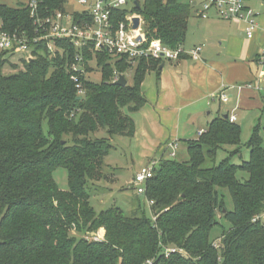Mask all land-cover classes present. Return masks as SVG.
I'll return each instance as SVG.
<instances>
[{"label": "trees", "instance_id": "16d2710c", "mask_svg": "<svg viewBox=\"0 0 264 264\" xmlns=\"http://www.w3.org/2000/svg\"><path fill=\"white\" fill-rule=\"evenodd\" d=\"M31 1L39 3L41 18L67 13V0L0 4V31L26 35L32 49L20 66L12 53L0 52V264H264V222L258 219L264 213V128L255 127L245 144L249 160L235 164V157L242 159V128L228 115L210 122L197 140L184 141L188 161L159 160L144 194L154 203L151 219L141 204L130 217L118 207L95 211L90 183L107 179L106 159L115 148L110 140L135 136L132 114L147 104L142 85L148 74L159 78L164 61H139L133 85L122 87L113 79L132 72L127 59L86 49V75L74 73L80 52L71 42H57L55 54L46 41L34 45L36 25L26 7ZM195 9L191 0H144L113 11L111 22L119 27L128 16L139 17L149 41L175 50L186 41ZM73 16L91 20L86 13ZM93 61L100 83L87 78ZM102 131L108 137H98ZM227 147L233 150L217 163ZM58 169L68 172L67 191L54 180ZM240 172L246 181L238 179ZM221 190H228L233 211ZM220 220L230 227L215 244L211 236ZM101 229L103 239L93 240ZM170 247L183 253L166 258Z\"/></svg>", "mask_w": 264, "mask_h": 264}, {"label": "crops", "instance_id": "0c3cea01", "mask_svg": "<svg viewBox=\"0 0 264 264\" xmlns=\"http://www.w3.org/2000/svg\"><path fill=\"white\" fill-rule=\"evenodd\" d=\"M249 4L259 14L253 40L246 38L243 24L216 17L203 20L195 9L183 48L201 47L200 59L164 61L159 78L147 75L142 85L147 104L132 114L136 134L129 141L142 168L159 161L170 143L197 140L219 116L234 115L243 128L264 121V67L258 64L264 50V0ZM223 91L227 103L220 100Z\"/></svg>", "mask_w": 264, "mask_h": 264}, {"label": "built area", "instance_id": "2783aa9c", "mask_svg": "<svg viewBox=\"0 0 264 264\" xmlns=\"http://www.w3.org/2000/svg\"><path fill=\"white\" fill-rule=\"evenodd\" d=\"M144 0H77L84 10L77 11L81 14L86 13L91 20L82 19L75 21L74 12H56L51 17L41 18L39 14V3L37 1L28 2L26 7L30 10L31 17L36 25L37 37L33 40L34 45L41 41L48 43V49L52 54L58 51L56 43L59 41H69L80 52L76 57V62L72 66L74 73L85 76L86 71L83 64V51L88 49L97 53H108L113 57H124L131 65L132 71L135 70L137 63L143 59H154L162 61H179L184 56H190L194 60L200 59L201 47L187 51L183 47L170 49L158 40L149 41L141 31L140 27L136 31L133 29V17L128 16L127 23H121L116 27L111 22L113 11L130 10L133 6H138ZM195 2L198 9V16L207 20L216 17L223 21H237L244 26V33L248 40H253L259 30L258 12L250 6V0H191ZM141 37V40H139ZM31 40L26 36H18L0 31V52H9L20 58L31 59L32 49ZM258 64L264 67V50L258 56ZM120 75L115 73L113 83L119 80ZM263 72L260 73V78ZM72 80L77 85L79 94H83L82 84L79 76L72 75ZM222 103L229 101L228 96L223 91L220 94ZM230 122L236 123V117L230 116ZM204 133L200 132L199 135ZM179 144L172 142L168 145L169 156H177ZM159 161H151L143 167L135 176L133 184L136 186L138 194L146 193V183L153 176ZM149 206L154 203L148 201ZM264 222V213L258 218ZM155 221L156 218L153 217ZM257 220V219H256ZM93 240L100 241L104 235L93 234ZM183 253L182 250L174 247L165 248L164 256L169 258L173 253ZM148 261L146 264H152Z\"/></svg>", "mask_w": 264, "mask_h": 264}, {"label": "rangeland", "instance_id": "374dc122", "mask_svg": "<svg viewBox=\"0 0 264 264\" xmlns=\"http://www.w3.org/2000/svg\"><path fill=\"white\" fill-rule=\"evenodd\" d=\"M91 2H96L97 0H89ZM18 0H0V4H6L10 7H16ZM67 11L70 13L82 11L84 7L79 5L77 0H67ZM20 56H14L11 60L13 63L19 64ZM90 66L93 69V72L87 75V78L93 83H100L102 81V74L100 69L98 68L95 61L91 62ZM6 74H10L9 70L5 71ZM134 71L128 73L126 79L129 85H133L134 79ZM241 124L242 128V159L239 156L233 159V163L241 164L243 161L249 160V149L245 147V144L249 141L253 134V130L257 126H263L264 121L256 120L254 123L249 125L248 127L242 126V123L239 122L238 125ZM263 128V127H262ZM45 130H47V126H45ZM264 138V130L261 132ZM98 137H108L106 132H100ZM129 138L124 137H113L110 140V143L115 147L109 154L106 159V166L104 169L105 175L107 179H103L99 182L90 183L89 193H90V203L92 207L95 209L97 213L105 211L112 207L120 208L125 216H132L136 207L141 204L142 208L145 211V214L148 218H152L150 212V206L146 201L144 195L138 194L136 190V186L133 184V178L136 173H138L143 165H140L137 160L136 154H134L135 147L131 149L129 145ZM121 143H124V146L121 147ZM165 148L162 149L163 153ZM233 150V148H226V151H219L217 156V163L222 161L228 156V152ZM170 151H167L164 154V160H178L180 162H185L189 160V156L187 153V149L185 144H180L178 148L179 155L176 158L169 156ZM146 164V163H144ZM146 166V165H145ZM238 179L241 181H246L248 179V175L240 172L238 173ZM54 180L60 190L67 191L68 190V172L65 169H58L54 173ZM222 195L224 196L225 203L227 209L230 211L234 210V204L231 199V196L228 190H221ZM230 224L225 220H220V225L217 226L212 232V238L215 239V244L220 243V236L222 234L223 229H228ZM98 233L104 235V230L101 229Z\"/></svg>", "mask_w": 264, "mask_h": 264}, {"label": "water", "instance_id": "95a60500", "mask_svg": "<svg viewBox=\"0 0 264 264\" xmlns=\"http://www.w3.org/2000/svg\"><path fill=\"white\" fill-rule=\"evenodd\" d=\"M140 21H141V19L139 18V17H134L133 19H132V22H133V29L134 30H138L139 29V27H140ZM139 40H141V37H139ZM164 66L162 65L161 66V68H163ZM116 85H118V86H122V87H125V86H127L128 85V81H127V79H126V77L124 76V75H121L120 77H119V80L115 83Z\"/></svg>", "mask_w": 264, "mask_h": 264}]
</instances>
